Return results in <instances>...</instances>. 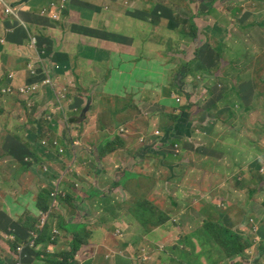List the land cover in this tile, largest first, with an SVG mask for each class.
Here are the masks:
<instances>
[{
	"label": "rangeland",
	"instance_id": "obj_1",
	"mask_svg": "<svg viewBox=\"0 0 264 264\" xmlns=\"http://www.w3.org/2000/svg\"><path fill=\"white\" fill-rule=\"evenodd\" d=\"M72 1L74 0H55L42 9L41 15L61 22L63 16L70 12L69 5ZM145 1L152 7L160 3L173 4L169 13L173 23L160 27V30L152 28V31L148 32L127 21L121 24L122 35L133 37L131 49L136 55L152 48L160 49L168 57L167 71L163 72V67L159 66V73L156 76L153 74L154 65L159 61L149 64V57L143 53L144 67L151 71L148 86L151 91V94H148L149 104L138 106L133 103L124 106L132 102L128 94L126 99L121 98L119 101H111L103 96L98 105L95 103V90H79L76 84L71 82L64 87L59 85L57 77L61 78L63 69L69 65L72 69L71 73L65 75L66 79H76L80 76L78 65L75 64L76 59L72 55L62 69L60 63L55 62L53 58L48 61L49 59L41 54L39 62L42 67L38 68L36 60H32L26 69L29 74L27 80L20 78L17 73L8 72L5 75L4 85L7 87L3 86L0 91L7 99H11V102L5 103L4 99L0 101V115L7 114L9 108H15L20 110L21 122L24 121L25 125L13 134L0 133V156L14 164H22L23 158L27 156L26 162L29 161L32 172H34L32 167L36 165V169L41 172L45 171L50 175L54 173V184L49 189L48 184L45 185L47 195L50 194L48 199L51 208L47 215L42 214L39 228L46 224L43 220L53 216L62 202L69 197L67 185L76 186L75 194L81 188L80 185L83 188L86 177L101 171L109 172L102 173L101 176L107 179L110 186L113 185V189L108 187L103 193L111 197V202H114L115 208L119 211L130 209V213H122V217L127 219L132 217L133 223L142 225L144 223L141 218L148 219L149 226L144 225L148 234L141 235L139 244L159 242L166 236V241L172 240L175 239V235L178 237L182 235L185 246L191 243V236L194 235L211 233L220 238L223 234L220 224L226 223L224 219L226 211L232 219H235L237 214H242V220L238 224L241 227L247 224L250 226L251 222L257 225L258 220L264 224V197L256 196L264 194V42H260V34L264 33V30L240 24V19H235L238 8L234 9L235 12L229 10V13L233 14L234 23L227 20L223 24L220 23L224 28L215 26L214 31L210 32L207 29L215 20L213 16L212 19H204V14L201 13L204 10L194 7L198 6L199 0ZM258 1L242 0V4L239 3L240 15H243L245 10L257 8L255 4ZM0 4L4 5L5 15L11 16L14 21L22 22L20 12L12 0ZM129 5V0H120L117 6L125 10ZM196 21L198 27L195 26L196 31H192L191 28ZM168 27L171 29L166 30ZM190 33L193 39L189 37ZM102 38L109 40L110 37L104 32ZM32 40L38 42L39 38L32 37ZM219 41L225 44L224 50L223 47L218 49ZM228 45H241L242 53L244 50L248 53L240 58L233 57L236 48ZM56 47L59 52L64 50L62 39L57 40ZM206 50L211 53L212 60L209 55L203 57ZM45 52L47 53V49ZM210 63H213L212 69L204 75L205 67ZM170 67L176 68L172 72ZM197 70H202V74ZM184 71L189 72L185 79L181 77ZM117 77L116 74L112 77L111 71L105 73L104 81L100 83L101 89L107 88L106 91H109ZM157 83H161L162 86L158 88ZM177 83L182 86L185 83V89H180L181 93L173 88V84ZM245 84L247 90L242 92V86ZM200 86L203 87L200 89ZM84 92L88 93L86 103L78 104ZM171 93L182 100L181 106L171 101L169 97ZM187 93L192 95L187 96ZM192 96L193 104L190 100ZM160 100L172 102V108L167 103L165 108H161ZM118 106H124L123 112L136 113L134 117L136 122H130L129 118L113 121L107 109L115 108L118 111ZM97 109L101 111L100 119L93 127L114 129L112 132L114 142L100 150L94 147L82 149L81 141L73 129L91 127L93 123L91 116ZM179 112L190 114V121L201 127L205 116L210 112H217L225 117L223 125L228 135L216 142L220 144V149L211 152L209 159L200 158L204 151L212 150L206 136L199 138L189 136L177 142L181 128L178 126V119L175 118ZM57 116L60 122L55 127ZM59 128L64 132L55 133ZM42 136L40 145L44 151L37 149L35 145V138ZM6 140L16 142L18 149L10 150L5 145ZM131 154L133 159L128 164L130 167L137 157L146 159L142 160L139 166L127 170L132 175V181L128 182L127 179L121 178V166L130 159ZM80 157L87 158V165L83 168L78 166ZM159 158H163L165 164L157 163ZM110 166L113 170H107ZM48 168L49 171H46ZM11 171L14 172L15 169L12 168ZM2 173L5 172L0 170V174ZM33 178L38 180L37 176ZM131 191L133 193L129 195ZM55 199L58 202H55ZM114 211L111 209L105 220L107 226L115 225ZM63 212L66 216L72 213L67 206L66 210L60 209L52 217V226H58L55 228V242L58 240L60 228L64 236L67 232V229L60 225ZM180 217H187L196 224L197 231L194 235L189 233L185 235L186 227L179 222L176 224L178 231L173 233L175 222ZM119 226L123 227L125 232L129 230L125 220H120ZM164 226L167 227L163 228L167 234L158 229ZM196 226L192 225V229ZM114 234L119 237L118 241L121 244L124 241L130 243L128 235H124L121 230ZM59 241L67 240L61 238ZM242 241L246 247V239L243 238ZM126 243L122 245L123 250L118 248V252L122 253L120 259L123 256V261H127L125 264H129L136 256L128 258L130 251L126 250ZM221 245L218 246V253L215 256L211 258L204 256L205 260L213 262L224 260ZM200 248L214 249L213 243L207 242L206 239L202 240ZM19 252L23 258L28 249L21 247ZM74 253L77 259L84 258L82 250H76ZM166 255L167 259H170L168 252ZM201 257L202 255H193L194 260H200ZM95 258L103 264L98 251ZM257 260V255L253 254L248 264H256ZM72 261L67 257L63 259L66 264H72ZM132 264L159 263L152 257Z\"/></svg>",
	"mask_w": 264,
	"mask_h": 264
},
{
	"label": "crops",
	"instance_id": "obj_2",
	"mask_svg": "<svg viewBox=\"0 0 264 264\" xmlns=\"http://www.w3.org/2000/svg\"><path fill=\"white\" fill-rule=\"evenodd\" d=\"M12 1L20 12L22 22L14 21L11 16L5 15L4 9L0 5V89L3 86L7 87L4 85V80L8 72L17 73L20 78L27 80L29 74L26 69L32 60H36L38 68L42 67L39 62L41 54L45 55L49 59L48 61L53 58L55 62L60 63L62 69L64 64L70 60L69 56L72 55L76 59L75 64L78 65L80 76L76 79L67 80L65 75L71 73L72 69V66L69 65L63 69V76L61 78L57 77L60 86L64 87L68 82H71L75 83L76 88L79 90H95V103L98 105H100L103 96H106L111 101H119L121 98L126 99L128 94V97L132 98V102L124 106L133 103L138 106L149 104L148 94H151V91L148 86L151 71L144 67L142 62L143 53L149 57V64L156 60L159 61L157 65H154L153 74L156 76L159 73V66L163 67V72L167 71L169 65L168 57L160 49L152 50V48L136 55L131 49L133 37H129L126 33V36L122 35L121 24L123 21H127L138 25L148 32H151L152 28L160 30V27L173 23L171 21L172 17L169 15L170 7L173 4L160 3L152 7L145 0H129V7L123 10L117 6L120 0H74L69 5L70 12L63 16L61 22H56L50 17L41 15L42 9L55 0ZM239 3H242V0H238L236 3H230L227 0L223 3H219L216 0H199L198 6H193L198 8V10H204V12L201 11L204 14V19H212L213 16L215 21L207 29L210 32L214 31L213 28L215 26L224 28L222 24L227 20L234 23L233 14L229 13V10H234L235 8H238L236 20L240 19L239 22L245 26H255L256 29L264 30V1L259 0L255 4L257 8L245 10L244 16L240 15L239 8L241 6ZM223 10L226 12H222ZM197 21L195 22L196 27H198ZM169 29L171 28H166V30ZM104 32L109 35V40L102 38ZM260 36V42H264V33L262 32ZM32 37H38L39 41L32 40ZM189 37L191 38V33ZM59 39H62L64 44L62 52H59L56 47V42ZM46 49L47 53L45 52ZM207 55L212 60L209 50L205 51L203 57ZM212 66L213 63L208 65V67ZM175 68L170 67L172 72ZM108 71H111L112 77L115 74L118 77L115 81L111 79L114 83L109 88V91H106L107 88L101 89L100 83L104 81V75ZM157 84L158 88L162 86L161 83ZM5 96L0 91V101L4 99L5 103H10L11 99H7ZM87 98L88 93H82L78 104H85ZM191 100L193 101V98ZM167 103L169 106L173 105L172 102ZM23 104H25L24 101ZM124 106H118V111L115 108L107 109V112H109L113 121L115 119L124 120L129 118L130 122L135 123L136 119L134 117L136 113L123 112ZM100 112L97 109L92 114L91 122L93 123H91V127L73 129L81 141L82 149L94 147L100 150L114 142L112 134L114 129L111 130L103 126L93 127L100 119ZM26 119H28V116H26ZM213 119L218 123V135L212 133V141L209 142L212 150L204 151L203 156L200 158L207 157L205 159H209L211 152L218 151L220 146H217L215 142L219 138L221 131L226 132L223 125L225 117H213ZM21 121L20 110L9 108L7 114L0 115V133L13 134L14 131L25 125V122ZM58 122L60 120L57 116L55 127ZM63 132V129L59 128L55 133ZM42 138L43 136L35 138V145L37 149L44 151L40 145ZM5 145L12 151L18 149L16 142L13 140H6ZM26 158L27 156L25 159L23 158L22 164H14L9 159H4V157L0 156V170L5 172L0 174V264H15L14 256L19 254L18 246L25 244L31 238L33 230L39 229L40 219L45 211L43 208L45 198L47 203L50 202L45 185L48 184L47 189H49L55 182L54 173L50 175L45 171L41 172L36 169V165L34 167L31 166L34 170L32 172L29 161L26 162ZM51 158H55V156ZM132 159L131 154L130 159L121 166V178L127 179L128 182L132 181V175L127 170L139 166L140 162L146 158L137 157L135 162L132 163V167H130L128 164ZM86 160V157H80L78 166L81 168L85 167L87 165ZM157 163L163 165L165 161L163 158H159ZM12 168L15 169L14 172L11 171ZM107 170H113V167L110 166ZM8 172H11V174ZM102 173L106 174L109 172L101 171L86 177L83 181V188L82 185H80L82 189L77 187L79 190L75 194L76 186L70 187L67 185L70 198L65 199L61 207L53 213L55 215L58 210H66L67 206L70 207L72 213L66 216L65 212H63L64 216L60 222V225L67 229L66 235H63L62 228H60L58 240L56 242L53 240V231L58 226H52L51 221L54 215L51 216L47 225L41 228L37 246L34 249H28L30 253L25 257L24 264H64L61 259L72 250V244L76 239L81 242L78 250L83 251L82 257H84L83 259H77L76 256L78 263L100 264V261L95 258V253L98 251L103 264H125L127 261H123V256L120 259L122 253L118 252V248L122 249V245L126 241L123 244L118 241L119 237L114 234L118 230H121L124 235H128L130 243H126V250L130 251L129 259L132 255L137 257L140 254H144L145 250H154L156 248L155 244L158 242L149 241L145 244H139L138 241L141 235L148 234L144 228V225L149 226L148 223L145 221L143 222L144 225L136 224L133 223L132 217L130 219L122 217V213H130V209L124 212L119 211L115 208L114 202H111V197L103 193L108 187L113 189V185L110 186L107 183V179L102 178ZM33 176H37L38 180H35ZM138 190L144 191L142 189ZM111 209L115 210L113 213L115 225L107 226L105 220H107ZM120 220L126 221L129 228L128 231L125 232V229L119 226ZM178 220L179 223L186 227L185 235L188 233L194 235L196 233V224L187 217H180ZM129 223L131 224L130 226ZM192 225H195L196 228L192 229ZM163 228H166V226L158 229L161 230L160 232L167 234L168 232ZM244 230L249 237L248 230L251 229L245 228ZM177 231L178 226H175L173 233ZM238 233L242 234L241 226L238 229ZM254 235L259 244L255 246L252 242L251 249L255 250L256 253H260L259 257L261 259L264 255V225L261 227L259 235ZM194 236H191V243H187L185 247L182 239L177 235H175V239L167 241L166 236L163 239V243L159 245L164 246L162 251L165 253L161 255L158 263L183 264L185 262L186 264H192V262L185 259L184 255H188L191 252L194 247L193 243L195 244L194 249L200 251L199 241L197 240L199 235L196 236L197 239ZM61 238L67 241H59ZM121 238L124 239L123 237ZM251 240L257 244L256 240ZM166 252L169 253L170 259H167ZM134 260L129 264L134 263Z\"/></svg>",
	"mask_w": 264,
	"mask_h": 264
},
{
	"label": "clouds",
	"instance_id": "obj_3",
	"mask_svg": "<svg viewBox=\"0 0 264 264\" xmlns=\"http://www.w3.org/2000/svg\"><path fill=\"white\" fill-rule=\"evenodd\" d=\"M223 1H225V0H223ZM227 2H229V1H227ZM240 4H242V3H240ZM0 5L2 7H4V5H2V4H0ZM244 15H245V12L243 13L242 16H244ZM246 27H252V26H246ZM220 42H222V41H219V47H221V48L223 47V50H224L225 44L224 43H220ZM221 44H222V46H221ZM228 47L236 48V52L233 55V57H236V58H240V56H242L243 54H247L248 53L246 50H244V52L242 53V46L241 45H228ZM211 69H212V67H208V66L205 67V70H204L203 74L207 75V73ZM197 71L199 73H201L202 70H197ZM187 76H189V72L188 71H184L182 73V75H181V77L183 79H185ZM202 87L203 86H200V89ZM173 88L178 90V92H180V89L181 90L185 89V83L183 84V86L180 83L173 84ZM191 95H192V93H187V96H191ZM169 97H170L171 101L174 102L175 104H177L179 106L182 105V100L178 96H176L174 93L169 94ZM114 98H117V97H114ZM192 98L194 99V96H192ZM190 100H191V98H190ZM165 103H167L165 100H160L159 106L161 108H165ZM191 103L193 104L194 102L191 100ZM167 105H168V103H167ZM172 106H171V108H172ZM189 107L190 106H188V108ZM167 108H168V106H167ZM176 115L178 117L180 116L178 121H177L178 125H179V122L181 120H183V116L186 117V122H187L188 125H190L189 128H184V129L180 130V136L178 137L177 142L183 141L184 139L188 138L192 132H193L192 136L197 137V138H199L200 136H206L208 143L212 141V133L214 135H218V129H219L218 128V123H217V121L215 119H213V117H221L217 112L208 113L207 116H205V118L203 120L202 127L199 126V125L195 126L194 121H190V114H187L185 112H179ZM227 135H228V132L221 131L219 133V138L216 140V142H219L218 140L220 138L226 137ZM216 142H215V144L217 146H220V144L218 145ZM46 171H49V168ZM256 196L264 197V194H260V195L256 194ZM50 208L51 207H49L48 210H45L42 214L47 215L49 213V211H50ZM232 213H240V212H232ZM141 219H143V222L146 221V223H148V219L147 218L142 217ZM234 220H236V223L229 224V223L226 222V223L220 224L222 226L221 230H222V233H223L220 238H216L211 233H208V234H205V235H199L198 239H197L196 236H194V238L199 241L198 242L199 247H200V243L202 242V240L206 239L207 242L213 243L214 249L208 248V249L202 250L200 248V251H196V249H194L195 244L193 243L194 247H193V249L191 250V252L188 255H184L185 259L187 261L192 262V264H242V248L244 247L242 239L243 238L246 239L247 242L251 241V243L253 242L254 245L257 246V244L254 241H252L246 235L244 229L245 228H249V229H251L254 232V234L259 235V231H260L261 227L264 224H263V222L261 220L256 221L257 225L254 224L255 222H251L252 224L250 226L247 224L244 227H242V234H240V233H238V229L240 228V226L238 224L242 220V214L241 213L237 214L235 216ZM47 222H48V220H46V224L44 226H40L39 229L33 230L32 233H31V238H29V240L27 242H25V244L18 246V253L19 254L14 256L15 264H19V263L24 264V259H25L26 256L29 255V252H25L24 255H23V258H21L22 254L19 252L20 248L21 247H26L27 249H29V248H33L34 249L37 246V244H38V240H39L40 235H41V228H44L47 225ZM178 222H179V220H177L175 222V226H176V224ZM37 232H40V235L37 238H35V235H36ZM53 233L55 235V229H54ZM179 237L182 239V235L179 236ZM34 238H35V244L32 245L31 243H32ZM53 240H54V236H53ZM162 243H163V240H161L157 244H155L156 248L154 250H148V251L145 250L144 254H140L139 256L136 257V259L134 260V263H137L138 261H143V260L145 261L146 258H152V257L156 258L159 261L161 259V255L165 253L164 251H162L164 249V246H162V245L159 246ZM182 243H183V241H182ZM220 244H222L221 245V254L224 255L225 259L221 260L220 262L206 261L204 256H208L210 258L215 256L218 253V246ZM183 245H184V243H183ZM184 247H185V245H184ZM228 247H232L234 253L230 254L229 250H228ZM79 248L80 247H78V249ZM253 254H255V250H252L251 247H250L246 251L244 256H248L251 259ZM149 255H152V256H149ZM193 255H202V257H201L200 260H194L193 259ZM256 255H257V258H258V260L256 261V264H257L258 261L260 260V257H259L260 253H258ZM63 259H64V257L61 259L62 262H63ZM73 259H76V255L74 256V258H72V260Z\"/></svg>",
	"mask_w": 264,
	"mask_h": 264
},
{
	"label": "trees",
	"instance_id": "obj_4",
	"mask_svg": "<svg viewBox=\"0 0 264 264\" xmlns=\"http://www.w3.org/2000/svg\"><path fill=\"white\" fill-rule=\"evenodd\" d=\"M191 29H192V31H196V27H195V25H194ZM191 37H192V39H193V36H191ZM218 49H222V48H221V47H218ZM205 57H206V56H205ZM248 83H250V82H248ZM246 90H247V86H246V84H245V85L242 86V92H244V91H246ZM179 117H180V116H179ZM179 117H176L175 119H179ZM185 124H187V122H186V117L183 116V120H181V121L179 122V125H178V126H179L181 129L189 128V127H190V125H188V124H187V126H184ZM192 134H193V132L190 134V137L192 136ZM47 197L50 198V194H48ZM69 198H70V197H69ZM67 199H68V198H67ZM67 199H66V200H67ZM49 207H50V203H47V202H46V198H45V205L43 206V208H44V210H48ZM224 219H225V221H226L227 223H229V224L236 223V220H234V219H232V218L229 217V212H228V211L225 212V214H224ZM248 232H249V238H251V239H253V240H256L255 235H254V232H253L252 230H248ZM256 242H257V246H258L259 241L256 240ZM72 245H73L72 250H70V251L66 254V256H65V257H67V258H71V259L74 258V256L76 255V254L74 253V251L78 250V247H80L81 242H80L78 239H76V240L73 242ZM250 247H251V241H248L246 247L244 246V247L242 248V264H248L249 261H250V257H248V256H244L245 253H246V251H247ZM228 250H229V253H230V254L234 253L232 247H228ZM255 254H258V253L255 252ZM64 264H66V263H64ZM72 264H78V261H77L76 259H73ZM258 264H264V255H263V257L258 261Z\"/></svg>",
	"mask_w": 264,
	"mask_h": 264
},
{
	"label": "built area",
	"instance_id": "obj_5",
	"mask_svg": "<svg viewBox=\"0 0 264 264\" xmlns=\"http://www.w3.org/2000/svg\"><path fill=\"white\" fill-rule=\"evenodd\" d=\"M0 2L5 3L6 0H0ZM54 201H55V202H58L57 199H55ZM43 221H46V218H45ZM44 225H45V224H44ZM44 225H42V226H44ZM39 235H40V232H37L36 235H35V238H37ZM35 238L33 239L32 243H31L32 245L35 244ZM20 249H21V248H20ZM19 264H21V263H19Z\"/></svg>",
	"mask_w": 264,
	"mask_h": 264
}]
</instances>
